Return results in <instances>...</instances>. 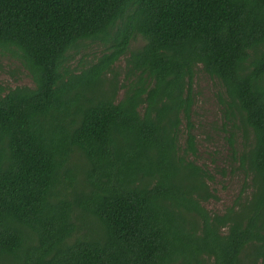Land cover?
I'll return each mask as SVG.
<instances>
[{
    "label": "trees",
    "instance_id": "1",
    "mask_svg": "<svg viewBox=\"0 0 264 264\" xmlns=\"http://www.w3.org/2000/svg\"><path fill=\"white\" fill-rule=\"evenodd\" d=\"M0 57V264H264V0H0ZM198 70L248 181L221 213Z\"/></svg>",
    "mask_w": 264,
    "mask_h": 264
},
{
    "label": "rangeland",
    "instance_id": "2",
    "mask_svg": "<svg viewBox=\"0 0 264 264\" xmlns=\"http://www.w3.org/2000/svg\"><path fill=\"white\" fill-rule=\"evenodd\" d=\"M88 54L98 55L102 47L98 43H88ZM119 63V62H118ZM117 63V64H118ZM124 61L116 69L119 79L123 76ZM14 71V72H12ZM0 83L14 87L29 85V79L22 74L17 64L0 57ZM194 104L191 113L192 132L196 136L197 155L195 162L212 172L213 180L209 186L218 195L217 201H210L206 208L211 213H221L231 206L240 191L248 182L244 173L230 164L222 123L221 109L217 101V83L200 70L197 71L192 85ZM240 142H237L239 146Z\"/></svg>",
    "mask_w": 264,
    "mask_h": 264
}]
</instances>
